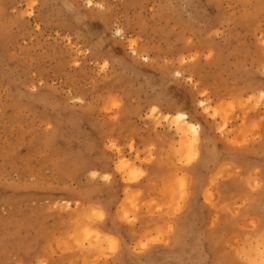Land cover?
Segmentation results:
<instances>
[{
    "label": "rangeland",
    "instance_id": "obj_1",
    "mask_svg": "<svg viewBox=\"0 0 264 264\" xmlns=\"http://www.w3.org/2000/svg\"><path fill=\"white\" fill-rule=\"evenodd\" d=\"M262 88L264 0H0V264L98 261V251L55 244L77 214L74 197L119 208L115 167L125 153L162 155L169 175L160 184L178 193L182 176L188 194L150 208L138 197L139 212L124 205L133 230L116 229L120 250L104 254L111 264L233 260L228 245L243 247L241 233L264 218V136L250 126L242 134L239 122L233 131L229 116L221 140L223 112L219 123L205 112L215 114V95L262 103ZM175 113L197 130L179 132ZM193 137L200 162L177 176L171 149Z\"/></svg>",
    "mask_w": 264,
    "mask_h": 264
},
{
    "label": "snow or ice",
    "instance_id": "obj_2",
    "mask_svg": "<svg viewBox=\"0 0 264 264\" xmlns=\"http://www.w3.org/2000/svg\"><path fill=\"white\" fill-rule=\"evenodd\" d=\"M31 14V13H29ZM107 65H105L106 67ZM207 95V93H205ZM254 95H246L241 93H233L228 95H215L209 100V104L216 105L215 114H212V110L208 109L205 112V116H211L209 122L219 123V116L223 112L225 117V123L223 127L218 129L221 134L219 139H224L225 128L229 127L228 117L231 116L233 124L231 125L234 131L239 122V128L241 133L245 132L249 126L253 131H260V134L264 136V110L257 112V109H264V88L259 92V99L262 103L253 104ZM112 107H118L113 102ZM204 105H201L203 108ZM156 111V109H153ZM241 114L243 119L241 120ZM167 118V117H165ZM180 117H178L179 119ZM251 122V123H250ZM197 129L193 127L192 131ZM227 143L234 145L236 142L229 137ZM182 148L176 149L174 146L171 151L175 152V162L181 167L177 170L175 175L181 176V173L190 172L195 166H198L201 159V152L199 148V140L193 137L186 145L181 142ZM115 148V145L112 146ZM162 148L166 149L167 146L162 145ZM183 149H186L187 155L184 154ZM119 152V149H116ZM127 158H120L115 167L116 180L122 190V200H118L119 208H109L105 203H97L95 197L80 199L74 197L77 200V214L72 217L68 223L71 227L68 229V235L65 237L61 235L57 238L55 248L62 249L67 253H74L80 255L84 252L91 254L93 251H98L101 255L98 261L92 262V264H111V261L104 256L105 253H111L115 255L120 250L121 241L119 235L116 233V229L119 228V234H123L126 231H131L125 226V222L128 225L133 224V221L129 219L130 213L125 209L124 205H131L132 209L139 212L140 201L138 197L143 196L146 201H150L145 204V207H151L157 204V200L163 202L169 195L176 199L179 195V201L182 203L188 194L187 185L184 178H181L176 182L179 185V191L175 183H170L165 179L163 184H160V178L167 177L169 172L162 166L164 157L158 154H152L150 158H144L141 160L139 156L133 159L132 156L124 154ZM135 155V153H134ZM114 160L117 157H113ZM223 170L213 176L211 183L216 184L221 179ZM109 179V177H105ZM251 179L249 176V187H251ZM259 179L264 180V177ZM223 187L224 185H220ZM262 186L258 184L257 187ZM235 191V189H233ZM132 193L130 197L129 194ZM207 202V201H206ZM83 204V210L80 211V205ZM180 209V204H177V211ZM159 211V208H157ZM122 213V214H121ZM211 227L216 228V223L213 221ZM169 233L171 228L168 229ZM82 235V239H81ZM245 237L243 247L233 248L231 244L228 247L232 250L234 259L231 261L220 260L217 264H264V218L261 219L259 227L255 224L252 228L245 233H241ZM95 237L96 243H91V238ZM253 237L255 240L253 241ZM70 241L75 242V246H71ZM151 244L163 243V234L157 236L150 241ZM141 249H147V243H141L139 245ZM258 253V256L254 258L253 253ZM56 255V251H52V256ZM38 264H64L60 260L44 259L38 262ZM72 264H75L73 261ZM84 264H89V261L85 259Z\"/></svg>",
    "mask_w": 264,
    "mask_h": 264
},
{
    "label": "bare ground",
    "instance_id": "obj_3",
    "mask_svg": "<svg viewBox=\"0 0 264 264\" xmlns=\"http://www.w3.org/2000/svg\"><path fill=\"white\" fill-rule=\"evenodd\" d=\"M173 117H174V120L177 123H179L178 124L179 132H181L185 136L192 131L193 127H195L194 124L188 121L187 116L184 113H175ZM178 117L180 118L178 119Z\"/></svg>",
    "mask_w": 264,
    "mask_h": 264
}]
</instances>
